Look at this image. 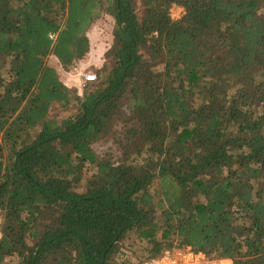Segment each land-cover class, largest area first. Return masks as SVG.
Instances as JSON below:
<instances>
[{
  "label": "trees",
  "instance_id": "obj_1",
  "mask_svg": "<svg viewBox=\"0 0 264 264\" xmlns=\"http://www.w3.org/2000/svg\"><path fill=\"white\" fill-rule=\"evenodd\" d=\"M0 210V264H264V0H0Z\"/></svg>",
  "mask_w": 264,
  "mask_h": 264
},
{
  "label": "rangeland",
  "instance_id": "obj_2",
  "mask_svg": "<svg viewBox=\"0 0 264 264\" xmlns=\"http://www.w3.org/2000/svg\"><path fill=\"white\" fill-rule=\"evenodd\" d=\"M114 22L113 17L109 15L104 16L102 19L97 21L88 33L91 41V49L88 56H86L82 61L75 63L70 69L62 70L65 74L64 81L67 84L69 83L72 86L77 87L81 93L90 85V82H85L84 80L85 74L90 72H95L97 74L96 70L99 67H102L106 62L105 53L113 43ZM79 78L81 79V82H79ZM72 80L74 82H72ZM115 147L116 146L111 139L96 142L93 145L94 150L98 153H104L108 150L114 149Z\"/></svg>",
  "mask_w": 264,
  "mask_h": 264
},
{
  "label": "built area",
  "instance_id": "obj_3",
  "mask_svg": "<svg viewBox=\"0 0 264 264\" xmlns=\"http://www.w3.org/2000/svg\"><path fill=\"white\" fill-rule=\"evenodd\" d=\"M170 14L173 20L180 19L185 14L184 7L174 4ZM85 82L97 80V74L90 72L84 76ZM2 214L0 210V237H2ZM145 264H232V259L222 257H210L203 251H197L188 246L180 249H167L160 257L149 259Z\"/></svg>",
  "mask_w": 264,
  "mask_h": 264
},
{
  "label": "crops",
  "instance_id": "obj_4",
  "mask_svg": "<svg viewBox=\"0 0 264 264\" xmlns=\"http://www.w3.org/2000/svg\"><path fill=\"white\" fill-rule=\"evenodd\" d=\"M89 52H90V51H89ZM89 52H88V53H87V54H86V55H85L80 61H82L86 56H88ZM95 66L98 67L97 65H95ZM99 68H101V67H99ZM99 68H98V69H99ZM98 69H97V70H98ZM97 70H96V72H97ZM72 78H75V77H72ZM78 80H79V82H81V79H80V78H79ZM72 82H74V81L72 80ZM68 84H69V83H68ZM69 85H71V84H69ZM71 86H72V85H71ZM75 86H77V85H75Z\"/></svg>",
  "mask_w": 264,
  "mask_h": 264
}]
</instances>
